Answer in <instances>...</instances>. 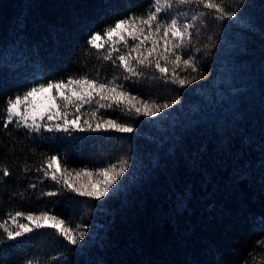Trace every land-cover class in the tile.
<instances>
[{"label":"trees","instance_id":"16d2710c","mask_svg":"<svg viewBox=\"0 0 264 264\" xmlns=\"http://www.w3.org/2000/svg\"><path fill=\"white\" fill-rule=\"evenodd\" d=\"M208 2L224 11L200 0H0V264H264V0ZM156 7L151 31L176 19L181 31L191 25L182 43L161 27L148 56L152 38L144 39L149 26L139 20L136 39L104 35ZM94 33L103 47L88 43ZM165 39L180 47L165 53ZM69 78L136 99L117 104L94 93L67 108L58 100L66 116H45L39 128L18 117L6 123L9 100ZM145 103L161 111L144 115ZM64 119L80 127L57 129ZM105 120L133 132L88 127ZM52 156L78 187L81 169L95 177L97 169L128 164L97 199L67 188L60 173V182L46 176ZM17 212L25 215L13 222ZM42 212L84 237L73 245L55 228L27 223V214ZM21 223L33 231L8 239L5 229Z\"/></svg>","mask_w":264,"mask_h":264},{"label":"snow or ice","instance_id":"6c2138e0","mask_svg":"<svg viewBox=\"0 0 264 264\" xmlns=\"http://www.w3.org/2000/svg\"><path fill=\"white\" fill-rule=\"evenodd\" d=\"M159 3V0H157ZM183 2V0H182ZM201 3L205 5V7L210 9H217L218 11L223 12V8L218 5L211 2H208V0H200ZM161 12L160 7H156L154 12H150L147 19H142L139 17H132L130 19L120 20L115 23L114 27H109L106 29L104 35L107 36L109 39H111L114 34H119L120 40L125 41L126 36H130L133 39L137 38V33H142L143 28L139 25H136L135 21L139 20L140 25H148L149 26V36H146L144 39L152 38L153 47L151 49H148V56H151L152 53L157 51V41L155 38V34L159 33L161 30V27H163V34L164 37L167 38L169 34H171V37L175 39L176 41H179L180 43L183 42V39L189 34V28L191 25H185L183 31H181L180 27L178 26V21L176 19H172L170 24L161 25L159 23H156L155 25V33L151 31V25L154 21H157L158 13ZM227 16H234L235 12L228 11L224 13ZM195 19V18H194ZM101 40V35L98 33H94L90 38L88 43L92 45L93 47L100 48L103 47V44L97 43ZM165 53L172 52L173 48L180 47V43H172L170 40L165 39ZM139 45L136 46L138 48ZM136 48H133L132 50H136ZM109 57H105V59H109ZM163 57V54L161 56ZM181 59L180 56H176V62H179ZM119 62L128 70L133 71L132 68L129 66V59L126 55H120L118 56ZM148 60V57L145 56L143 58L138 57V63L144 64L145 61ZM151 63V61H148ZM183 63L185 65L190 64V60H184ZM157 67L159 68L161 73L166 72V68L160 67L159 61H157ZM179 83L181 85L189 83V81L186 80H179ZM55 89L56 94H52V90ZM67 93V94H66ZM100 95L103 99L111 100L117 104L121 103L122 101H125L129 104L133 100H135V97H129L128 93L126 92H120L117 91L115 87H109L106 84L103 83H97L95 80H89L87 78H81V79H71L69 78L67 83H64L63 81L59 82H52L49 81L46 85L41 84L35 87H32L29 91L23 94V96H17L14 100H9L7 102V121L6 123H10L13 120V117L21 118L25 122V126H35L36 128L41 127V125L37 124V120L47 117V120L51 121L56 119L57 117H64L66 116V113H62L59 110V105L57 103L58 100L63 101V107L67 108L69 103H72L73 101H81L83 103H89L93 94ZM175 103V101H173ZM24 106L23 112L21 111V106ZM109 107L111 105H108ZM77 109L80 107V103H76ZM101 107H105V105H101ZM132 107H135V111L139 114L141 112V108L136 107L134 104ZM164 108L169 107L168 104L163 105ZM161 111L160 106L152 107L148 105L147 103L144 104L143 108V114L147 116H155L158 112ZM93 116H95V112L93 113ZM79 117H77V120ZM31 120V125L27 124V121ZM77 120H68L64 119V123L57 124V129H63L64 131H67L69 128H79L80 125L77 123ZM85 123H88L85 121ZM46 126V125H44ZM89 129L96 131L101 128H114L119 132L122 133H131L133 132V128L126 126L124 124L117 123L113 120H105L102 123H98L96 125L95 129H92V125L88 124ZM51 163H48V168L52 169L53 164H55V169L51 172L45 171L46 176H51V179L56 180L57 182H60V178L62 177L64 185L71 189L72 191L78 192L81 196H88V197H95L97 199L104 197L106 194L109 193L110 189L113 188L114 185L117 184L118 179L125 173L127 168V160L121 161L119 167L117 168L116 165H110L107 168H101L97 169L95 174L97 176L103 177L101 180H89L87 184H81L79 187L76 186L72 182V180L69 179V177L72 175L70 172H67V170H61L58 158L56 156L50 157ZM57 173L61 174V177H58ZM7 172H5V175ZM92 171H87L84 169H81L79 172L76 173V177H80L81 175L92 177L93 176ZM24 213L17 212L13 217V222L16 221L18 217L24 216ZM26 219L30 222H32L33 226L37 229L43 228L46 225L50 226L52 228L57 229L70 244H77L79 238H83L85 233L83 231L79 232L78 235L74 234L73 230H71L68 227H61V225L65 224L64 220L58 219L54 215H49L48 212H42L38 215L36 214H27ZM0 227H3L2 224H0ZM7 233V238L10 240H13L17 237L23 236L25 233H30L33 231V227H29L28 224H19L18 230L16 231H8L5 229Z\"/></svg>","mask_w":264,"mask_h":264},{"label":"rangeland","instance_id":"374dc122","mask_svg":"<svg viewBox=\"0 0 264 264\" xmlns=\"http://www.w3.org/2000/svg\"><path fill=\"white\" fill-rule=\"evenodd\" d=\"M97 43L101 44V40L98 41ZM23 110H24V106L21 109V111L23 112ZM38 121H39V119L37 120V122ZM27 123L31 125L32 122H31V120H28ZM90 179L95 181V180H101V179H103V177H100V176H97V175L95 177H93V176L92 177H88V176L81 175L80 177H78V181L77 182H78V184H87ZM27 223L32 224V222H30V221H28ZM61 227H62V225H61Z\"/></svg>","mask_w":264,"mask_h":264}]
</instances>
